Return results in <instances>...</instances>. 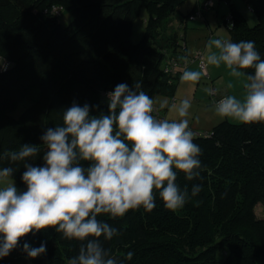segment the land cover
Masks as SVG:
<instances>
[{
  "label": "trees",
  "instance_id": "16d2710c",
  "mask_svg": "<svg viewBox=\"0 0 264 264\" xmlns=\"http://www.w3.org/2000/svg\"><path fill=\"white\" fill-rule=\"evenodd\" d=\"M226 1L232 40H254L264 59V0H245L257 15L255 25ZM185 2L0 0V56L8 63L0 71V153L25 143L43 147L42 135L62 124L63 111L74 103L88 104L94 116L108 114L107 93L122 82L130 88L139 82L151 97L174 96L187 68L180 57L191 56L186 36L196 11L183 12ZM55 7L71 15L67 25L61 22L66 13L57 14ZM143 9L146 34L135 44L133 24ZM194 132L202 149V179L188 181L180 172L177 183L189 189L202 184L198 196L173 211L157 193L151 212L139 208L115 219L101 215L120 230L103 243L124 264H264V122L223 121ZM43 156L42 150L27 163L43 166ZM9 163L5 159L0 166ZM12 166L14 181L26 190L25 165ZM25 241L33 247L46 243L47 250L30 257ZM79 247L78 240L48 227L21 237L0 264H68Z\"/></svg>",
  "mask_w": 264,
  "mask_h": 264
},
{
  "label": "clouds",
  "instance_id": "9594fccd",
  "mask_svg": "<svg viewBox=\"0 0 264 264\" xmlns=\"http://www.w3.org/2000/svg\"><path fill=\"white\" fill-rule=\"evenodd\" d=\"M207 49L203 62L223 64L244 89L242 97L222 96L214 104L215 113L242 124L264 122V59L256 42L213 37ZM180 58L187 62L186 56ZM7 68L0 56V70ZM204 74L185 69L180 79L197 82ZM228 87H233L231 81ZM107 96L108 114L94 116L88 104L74 103L63 111V123L42 135L43 147L25 143L19 150L0 153V161H10L0 166V259L19 246L21 237L53 227L64 238L80 242L68 264H124L103 243L120 230L101 215L115 219L139 208L151 212L157 193L164 207L175 211L201 192L200 183L191 189L177 183L180 172L188 181L202 179V149L187 119L191 99L170 105L178 118H162L139 82L134 88L119 83ZM42 150L43 166L27 163ZM82 161L90 163L85 166ZM17 162L26 167L24 191L13 179L12 165ZM23 249L33 258L47 250L46 243L33 247L27 241ZM133 256L131 250L126 253L127 260Z\"/></svg>",
  "mask_w": 264,
  "mask_h": 264
},
{
  "label": "rangeland",
  "instance_id": "374dc122",
  "mask_svg": "<svg viewBox=\"0 0 264 264\" xmlns=\"http://www.w3.org/2000/svg\"><path fill=\"white\" fill-rule=\"evenodd\" d=\"M198 0H186L185 5L182 7L183 12H188L189 9L193 8L195 2ZM204 0H200L202 4ZM214 5L209 9L207 13V21L204 20V17H197L196 20L188 21V30H187V40L189 46V53L192 55L196 49H198L201 44L209 41L213 37H222V38H231V33L229 26L231 25L230 18V7L229 3L226 0H212ZM237 8L246 16L250 25H255L258 21L257 15L253 10H250L249 5L245 0H232ZM187 3V4H186ZM189 6V7H188ZM198 2L195 8V15H198ZM63 8V7H62ZM62 8L60 13H62ZM66 13L63 9V13ZM148 19V14L146 10H142L140 15L135 19L133 24V30L131 35V41L135 44L142 41L146 34V20ZM72 20L70 14H65L61 19V22L64 25H67ZM177 25V23H176ZM198 47V48H196ZM214 69L215 76L208 77L207 74H204L201 79L197 82H182L180 81L174 96H163L155 95L153 98L155 100V105H158L160 111L166 118H178L176 114L170 110V105L173 102H178L179 100L188 97L191 99L192 106L189 110V126L193 131H203L200 129H208V125L211 129L212 127L218 125L223 121H228L234 124L235 121L221 118L214 111L215 97L212 95L213 91L217 95L224 96L226 94H234L242 97L244 94V89L242 84L239 82L238 78L233 77L229 74L230 70L227 69L223 64L219 67L208 64ZM186 69L189 70H203L199 67L197 62L190 63ZM232 82L233 87L229 88L228 83ZM165 102H167L165 104ZM161 104H164V107H160ZM212 118V119H211ZM214 121V122H213ZM212 123V124H211ZM205 125V126H204ZM208 126V127H207ZM206 127V128H205ZM18 190L21 191L20 186L14 181ZM261 213V211H259Z\"/></svg>",
  "mask_w": 264,
  "mask_h": 264
},
{
  "label": "built area",
  "instance_id": "2783aa9c",
  "mask_svg": "<svg viewBox=\"0 0 264 264\" xmlns=\"http://www.w3.org/2000/svg\"><path fill=\"white\" fill-rule=\"evenodd\" d=\"M214 5V2L212 0H207V1H204L203 4H202V7H200L198 9V15H193L191 17V20H196L197 17H204V12H206L207 10H209L210 8H212ZM250 10H252L250 8ZM54 12H56L57 14H60V11H61V8H57L55 7L53 9ZM231 18V17H230ZM205 56L204 54V51L202 49H198L196 50L188 59H187V62H185L184 64V67H187L190 63H194V62H198L199 64V67L203 70V72L205 74H207V63L203 62V57ZM7 63V62H5ZM8 64V63H7ZM1 71V70H0ZM212 95L214 97H217V93L215 91H213ZM220 98L222 97H219L216 99V101H218ZM156 108L158 109V112H157V115L159 116V108L156 106Z\"/></svg>",
  "mask_w": 264,
  "mask_h": 264
},
{
  "label": "crops",
  "instance_id": "0c3cea01",
  "mask_svg": "<svg viewBox=\"0 0 264 264\" xmlns=\"http://www.w3.org/2000/svg\"><path fill=\"white\" fill-rule=\"evenodd\" d=\"M205 1V0H204ZM203 1V2H204ZM198 2V6H197V8L199 9L200 7H202V4H203V2H202V4L200 3V0H198L197 1ZM197 2H195V5H194V7L193 8H191V9H189V11H192V10H195V8H196V4H197ZM187 4V3H186ZM189 7V6H188ZM188 11V12H189ZM209 12V10H207L206 12H204V20H206L207 21V13ZM207 44H208V41L207 42H205V43H203V44H201V46L198 48V47H196V48H198V49H202L203 51H204V54H205V56H206V54H207V51H208V49H207ZM198 49H196V50H198ZM198 63V62H197ZM208 67H209V65L207 64V76L208 77H210V76H215L216 75V73L217 72H213L214 71V69H213V71H212V68L210 67V69H208ZM212 67H214L213 65H212ZM155 106H157L158 107V105H155ZM159 108V107H158ZM166 118V117H165ZM212 119V118H211ZM214 122V121H213ZM212 124V123H211ZM205 126V125H204ZM209 126V127H208ZM207 127H208V129H200V130H203V131H210L211 130V127L210 126H212V125H208ZM206 128V127H205ZM213 128V127H212Z\"/></svg>",
  "mask_w": 264,
  "mask_h": 264
}]
</instances>
